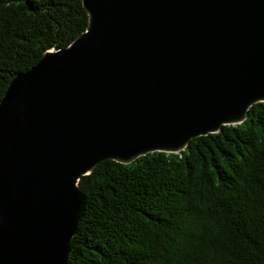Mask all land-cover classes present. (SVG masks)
<instances>
[{
	"label": "water",
	"instance_id": "water-1",
	"mask_svg": "<svg viewBox=\"0 0 264 264\" xmlns=\"http://www.w3.org/2000/svg\"><path fill=\"white\" fill-rule=\"evenodd\" d=\"M0 99V264H67L82 177L177 153L264 101V0H82Z\"/></svg>",
	"mask_w": 264,
	"mask_h": 264
},
{
	"label": "trees",
	"instance_id": "trees-1",
	"mask_svg": "<svg viewBox=\"0 0 264 264\" xmlns=\"http://www.w3.org/2000/svg\"><path fill=\"white\" fill-rule=\"evenodd\" d=\"M88 22L82 0H0V99ZM67 264H264V101L177 153L101 161Z\"/></svg>",
	"mask_w": 264,
	"mask_h": 264
}]
</instances>
